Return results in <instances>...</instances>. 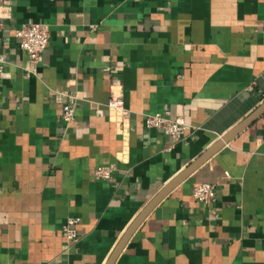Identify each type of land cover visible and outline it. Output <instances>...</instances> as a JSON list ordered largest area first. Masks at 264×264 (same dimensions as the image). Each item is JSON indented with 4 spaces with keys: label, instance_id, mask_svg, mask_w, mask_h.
Instances as JSON below:
<instances>
[{
    "label": "crops",
    "instance_id": "1",
    "mask_svg": "<svg viewBox=\"0 0 264 264\" xmlns=\"http://www.w3.org/2000/svg\"><path fill=\"white\" fill-rule=\"evenodd\" d=\"M29 24L49 34L30 73L16 37ZM0 56V264H105L164 186L264 103V0H0ZM152 114L183 118V139L147 129ZM201 183L212 201L194 199ZM71 217L75 244L61 232ZM114 264H264V112L155 206Z\"/></svg>",
    "mask_w": 264,
    "mask_h": 264
},
{
    "label": "built area",
    "instance_id": "2",
    "mask_svg": "<svg viewBox=\"0 0 264 264\" xmlns=\"http://www.w3.org/2000/svg\"><path fill=\"white\" fill-rule=\"evenodd\" d=\"M16 37L19 39V47L22 52L28 56L31 69L28 72L35 71L39 63L41 55L48 47L49 34L48 31L39 24H29L21 29L16 30ZM3 62L0 56V64ZM3 70L0 65V79ZM75 98L68 96V100L62 107V121L64 124L70 125L75 120L74 109ZM107 106L110 109L118 111L124 119L129 117V111L124 105L123 98L120 94L112 93ZM145 127L147 129H163L168 135L174 137L176 141L182 140L184 131L187 127L185 120L181 117L169 119L161 114H152L145 117ZM112 168L99 167L95 171V175L102 180H109L112 175ZM216 186L210 183H201L192 190V195L199 202H210L214 199ZM80 219L71 217L66 220L61 228L62 235L67 244H75L79 240L77 225Z\"/></svg>",
    "mask_w": 264,
    "mask_h": 264
},
{
    "label": "water",
    "instance_id": "3",
    "mask_svg": "<svg viewBox=\"0 0 264 264\" xmlns=\"http://www.w3.org/2000/svg\"><path fill=\"white\" fill-rule=\"evenodd\" d=\"M264 112V103L255 110L248 118L243 120L237 126L232 128L228 133H226L222 139L212 145L208 150H206L195 162L190 164L185 170L179 173L175 178H173L164 188L145 206V208L140 212V214L135 218L132 224L128 227L126 232L123 234L122 238L116 245L112 254L105 262V264H114L119 254L122 252L127 242L140 226L143 220L148 216V214L155 208V206L177 185L184 181L193 171H195L200 165H202L206 160H208L212 155H214L224 144L228 143L232 138H234L241 130H243L251 121H253L257 116Z\"/></svg>",
    "mask_w": 264,
    "mask_h": 264
}]
</instances>
